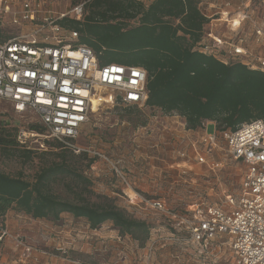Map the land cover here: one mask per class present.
I'll list each match as a JSON object with an SVG mask.
<instances>
[{
    "label": "built area",
    "instance_id": "1",
    "mask_svg": "<svg viewBox=\"0 0 264 264\" xmlns=\"http://www.w3.org/2000/svg\"><path fill=\"white\" fill-rule=\"evenodd\" d=\"M85 3L0 0V100L10 102L19 114L33 112L45 127V132L18 130V143L30 148L35 136L51 138L75 154L86 153L94 163L108 162L134 208L163 216L149 228L142 247L145 264L156 251L174 245L191 247L200 264H264L263 118L234 129L203 120L197 129H188L197 136L189 150H178L184 162L214 168L222 145L243 170L237 191L225 194L221 203H193L183 211L144 195L103 152L76 143L83 124L99 109L142 107L148 98L143 67L103 63L101 51L79 41L80 32L70 23L83 21ZM198 7L208 20L194 49L223 64L239 62L264 72V5L252 8L247 0L234 7L228 0L216 6L201 0ZM7 236V227L0 224V242Z\"/></svg>",
    "mask_w": 264,
    "mask_h": 264
},
{
    "label": "rangeland",
    "instance_id": "2",
    "mask_svg": "<svg viewBox=\"0 0 264 264\" xmlns=\"http://www.w3.org/2000/svg\"><path fill=\"white\" fill-rule=\"evenodd\" d=\"M141 1L148 5L152 0ZM210 1L219 6L228 0ZM230 1L236 7L247 0ZM249 1L252 8L264 5V0ZM85 11H88L87 5ZM137 23V19L127 21L129 26ZM79 41L83 43L80 38ZM103 53L101 59L111 54L110 51ZM184 122V118L174 113L165 114L147 105L104 107L83 124L76 143L103 152L136 189L148 197L162 198L167 206L177 211L198 202L219 204L225 194L237 191L243 166L228 156L222 145V150L215 156L214 168L184 162L177 152L189 150L190 143L197 136L194 131L186 129ZM33 125L40 126L41 132H45L36 114L30 111L19 114L10 102L0 100V128L29 131L33 130ZM207 130L213 131V126L209 125ZM53 143L55 141L51 138H31L29 146L33 153L29 158L19 152L11 155L0 151V170L11 175L22 174L32 180L41 168L60 160V149L50 145ZM88 158L91 156L68 155L67 161L83 171L90 180L89 184L84 186L69 176H62L52 183V191L69 200H75V192L81 191L90 202L113 204L150 224L161 223L163 216L160 214L144 213L134 208L108 162L95 159V163L89 164ZM182 166L192 170L183 172ZM8 219L11 221L7 225ZM4 221L10 236L0 242V264H145L147 260L145 250L130 236L121 237L118 231H113L111 221L92 229L86 219L69 213L50 220L32 218L13 209L6 213ZM9 226L13 227L12 231ZM149 264L200 262L191 247L174 245L156 251Z\"/></svg>",
    "mask_w": 264,
    "mask_h": 264
},
{
    "label": "trees",
    "instance_id": "3",
    "mask_svg": "<svg viewBox=\"0 0 264 264\" xmlns=\"http://www.w3.org/2000/svg\"><path fill=\"white\" fill-rule=\"evenodd\" d=\"M85 1L83 21L70 26L95 51L111 52L101 59L102 51L101 62L138 65L147 71V106L180 115L187 129H197L203 120L215 121L219 129H234L244 121L264 119V72L239 62L223 64L194 49L208 20L198 7L201 0H152L148 5L141 0ZM131 19L138 23L129 26ZM32 129L42 131L37 125ZM16 135L17 131L0 128V151L29 158L33 150L20 145ZM50 145L60 149V160L41 168L32 180L0 170V224L5 225L12 209L50 220L69 213L86 219L92 229L111 221L120 236L128 235L143 247L149 222L113 204L90 202L81 191L75 192V200L52 191V183L62 176L84 186L90 180L67 161L68 155L86 153L74 154L56 141ZM88 159L91 164L93 159Z\"/></svg>",
    "mask_w": 264,
    "mask_h": 264
},
{
    "label": "crops",
    "instance_id": "4",
    "mask_svg": "<svg viewBox=\"0 0 264 264\" xmlns=\"http://www.w3.org/2000/svg\"><path fill=\"white\" fill-rule=\"evenodd\" d=\"M10 221H11V220H9V219L6 220L7 225H8V223H10ZM9 225H10V224H9ZM12 228H13L12 226H9L10 231H12ZM113 231L117 232L116 229H113ZM112 234H113V233H112ZM119 237H120V236H119ZM121 237H122V236H121ZM134 242L136 243V241H134Z\"/></svg>",
    "mask_w": 264,
    "mask_h": 264
}]
</instances>
